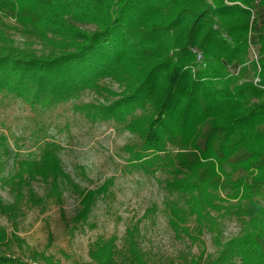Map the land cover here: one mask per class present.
<instances>
[{
    "label": "trees",
    "instance_id": "1",
    "mask_svg": "<svg viewBox=\"0 0 264 264\" xmlns=\"http://www.w3.org/2000/svg\"><path fill=\"white\" fill-rule=\"evenodd\" d=\"M258 12L264 16V0H0V92L50 105L112 79L120 90L104 88L117 98L99 111L139 137L131 160L151 155L170 174L166 186L182 202H167L169 227L191 243L206 232L215 238L214 253L182 255L178 264H264V23H257ZM11 31L38 39L44 50L16 45ZM4 140L0 135V168ZM56 154L47 143L36 158L21 159L13 173L0 176L13 194L11 202L0 195V213L14 219L23 204L44 210L50 192L60 203L71 185L80 197L72 232L87 222L108 186L79 189ZM34 179L48 184L45 195L30 186ZM224 216L237 219L239 231L221 240ZM22 243L0 225V248ZM88 256L93 264H150L138 223L126 227L121 245L116 235L98 236ZM0 264L61 262L31 251L26 261L0 254Z\"/></svg>",
    "mask_w": 264,
    "mask_h": 264
},
{
    "label": "rangeland",
    "instance_id": "2",
    "mask_svg": "<svg viewBox=\"0 0 264 264\" xmlns=\"http://www.w3.org/2000/svg\"><path fill=\"white\" fill-rule=\"evenodd\" d=\"M258 15L257 23H264V17L259 12ZM10 37L16 45L44 50L38 39L21 32L11 31ZM230 69L237 72L238 66L232 65ZM104 87L120 90L116 82L105 78L99 81L98 88L82 89L70 99L50 105H31L10 92H0V135L5 137L8 150L2 158L1 178L13 173L19 160L36 158L50 143L65 175L79 189H98L105 183L108 186L95 197L87 222L73 232L72 218L80 208V197L71 185L62 189L60 203L53 202L50 192L52 197L44 210L23 204V213L14 219L0 213V225L23 242L22 247L13 244L0 248V254L26 261L31 251H37L54 256L61 264H93L88 256L90 243L98 236L116 235L121 245L126 227L133 223H138L140 243L150 264L172 261L178 264L182 255L214 253L217 244L213 234L206 232L200 241L191 243L186 237H176L169 227L166 204L181 203L182 196L168 190L166 181L170 174L155 160L151 163V155L145 160H131L140 139L113 118L102 117L98 107L117 98L107 95ZM30 186L40 196L49 187L40 179L32 180ZM0 195L6 202L13 201V194L3 181ZM219 220L221 240L239 231V222L234 217L224 216Z\"/></svg>",
    "mask_w": 264,
    "mask_h": 264
},
{
    "label": "crops",
    "instance_id": "3",
    "mask_svg": "<svg viewBox=\"0 0 264 264\" xmlns=\"http://www.w3.org/2000/svg\"><path fill=\"white\" fill-rule=\"evenodd\" d=\"M264 17V16H263Z\"/></svg>",
    "mask_w": 264,
    "mask_h": 264
}]
</instances>
